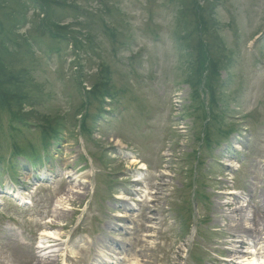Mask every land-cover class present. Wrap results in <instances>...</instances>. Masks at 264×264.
Here are the masks:
<instances>
[{
	"label": "rangeland",
	"instance_id": "374dc122",
	"mask_svg": "<svg viewBox=\"0 0 264 264\" xmlns=\"http://www.w3.org/2000/svg\"><path fill=\"white\" fill-rule=\"evenodd\" d=\"M3 87L0 264H264V0H0Z\"/></svg>",
	"mask_w": 264,
	"mask_h": 264
},
{
	"label": "trees",
	"instance_id": "16d2710c",
	"mask_svg": "<svg viewBox=\"0 0 264 264\" xmlns=\"http://www.w3.org/2000/svg\"><path fill=\"white\" fill-rule=\"evenodd\" d=\"M103 83H106V82H103ZM108 90H109V88L105 87V85H103L101 83L98 88H94V90H92L91 92L89 91V93H87V94H91L93 98H97L99 95H100V97H102V96L107 97L108 96V94H107ZM22 96L23 95L20 96V94H16V95L14 94V96H13V93L7 91L4 87L0 91V101L2 102L1 107H5L8 110V116L10 118L9 124H14L13 121L16 118L24 119V117L20 116L18 110H16V109L14 110L13 109L14 107L12 105L14 100H15V98H16V101L18 102ZM8 98H11V100H8ZM23 99L26 100V96H24ZM83 107L84 106L82 104L80 109L83 110ZM1 115L3 116L4 113H2ZM87 119H88L87 115H84V116H82V119L79 121V123H76V126L80 127V132H82V131H84L86 129V127H87V125H86ZM24 124H25V126H28L29 125L28 120L26 122H24ZM60 126H61V124H57V122L54 123V124H51L49 122L48 126H47V130L42 131L40 138H41L42 143L44 144V148L47 149L49 147L51 141L53 142L54 140L58 139V135H59V133L62 130ZM10 128L13 130L14 133L17 132L14 128L11 127V125H10ZM16 129L19 131V133H21L22 130L20 128H16ZM52 144H54V142ZM38 149H39V152L43 151V150H46V149H41V148H38ZM13 150H14L15 156H17V155H21L22 156V153H21L22 150L21 149L14 148ZM38 156H40V154L39 153L38 154L35 153L33 157L31 156V158H38Z\"/></svg>",
	"mask_w": 264,
	"mask_h": 264
},
{
	"label": "bare ground",
	"instance_id": "6f19581e",
	"mask_svg": "<svg viewBox=\"0 0 264 264\" xmlns=\"http://www.w3.org/2000/svg\"><path fill=\"white\" fill-rule=\"evenodd\" d=\"M231 164H233V163H230L229 165H231ZM235 167H236V165H235ZM232 193H233V191L230 193V191H229V193L227 192V193H225L226 195H232ZM120 197H124V196H120L119 195V197L118 198H120ZM121 199V198H120ZM243 207H246L244 204H243V206H241V208L243 209ZM248 207V206H247ZM121 218H123L122 216H121ZM52 235L54 234V233H51ZM48 235H50V234H48ZM52 235H50V236H52ZM47 264H49V263H47ZM250 264V263H249ZM251 264H252V262H251Z\"/></svg>",
	"mask_w": 264,
	"mask_h": 264
}]
</instances>
